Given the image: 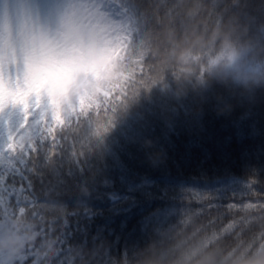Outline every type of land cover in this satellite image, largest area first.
I'll list each match as a JSON object with an SVG mask.
<instances>
[{
	"label": "trees",
	"instance_id": "obj_1",
	"mask_svg": "<svg viewBox=\"0 0 264 264\" xmlns=\"http://www.w3.org/2000/svg\"><path fill=\"white\" fill-rule=\"evenodd\" d=\"M110 1L131 30L110 42L103 75L85 73L64 88L52 81L49 92L64 96L55 110L42 87L32 88L35 104L0 132V170L9 171L38 144L76 135L72 164L31 178L37 203L21 195L12 207L0 197V227L36 225L16 264L55 257L67 216L62 264H119L149 243L161 259L180 252L184 264L250 246L264 232V200L238 205L225 220L180 209L187 189L264 181V83L227 70L233 53L264 58V0ZM152 153L163 162L150 163Z\"/></svg>",
	"mask_w": 264,
	"mask_h": 264
},
{
	"label": "rangeland",
	"instance_id": "obj_2",
	"mask_svg": "<svg viewBox=\"0 0 264 264\" xmlns=\"http://www.w3.org/2000/svg\"><path fill=\"white\" fill-rule=\"evenodd\" d=\"M94 3L87 0H0V95L3 97L0 99V132L37 101L31 91L34 78L29 64L38 56L33 45L39 29L51 30L58 25L69 56L95 50L107 53L111 41L130 32V25L117 21L123 15L117 4L109 0H94ZM237 58H229L232 69ZM81 77L79 72L70 73L62 84L54 82L64 88ZM221 187L247 191L240 180L215 184L209 189ZM259 206L264 209V203Z\"/></svg>",
	"mask_w": 264,
	"mask_h": 264
},
{
	"label": "clouds",
	"instance_id": "obj_3",
	"mask_svg": "<svg viewBox=\"0 0 264 264\" xmlns=\"http://www.w3.org/2000/svg\"><path fill=\"white\" fill-rule=\"evenodd\" d=\"M33 46L38 53V56L29 64L34 78L33 89L43 88L45 98L53 101V110L58 103L62 107L64 106V96L61 89H57L54 93L49 92V85L52 81L55 80L62 84L70 73L79 72L83 75L84 71H86L89 80H92L94 76L98 78L103 75L102 69L107 53L95 50L69 56L65 50L61 29L58 25L53 26L51 30L39 29ZM235 65L232 69L235 79L245 84L264 83V58H261L257 64L252 61L251 54L242 53L235 61ZM2 98L0 95V99ZM69 98L73 105L77 104L76 96L69 94ZM144 147L150 149L152 143L145 141ZM148 159L152 164L163 162L160 153H152ZM35 229V224L25 230L15 221L10 225L6 224L0 227V264H16L25 245L35 239ZM172 239L173 244L170 246L175 247L178 241L176 237ZM131 264H184V261L180 252L161 259L160 255L154 251L153 243H149L145 249L134 256ZM193 264H264V232L250 242V246L245 245L240 248V242H237L236 246L226 250L223 255L219 257L206 255L196 259Z\"/></svg>",
	"mask_w": 264,
	"mask_h": 264
},
{
	"label": "snow or ice",
	"instance_id": "obj_4",
	"mask_svg": "<svg viewBox=\"0 0 264 264\" xmlns=\"http://www.w3.org/2000/svg\"><path fill=\"white\" fill-rule=\"evenodd\" d=\"M75 140V134L73 136L61 135L59 143L38 144L34 154L27 159L21 157L20 160L16 161L17 167L15 169L0 170V197L7 196L9 205L12 207L20 205L19 197L21 195L25 197V202L37 203L39 198L30 195L32 190L31 178L34 176L42 177L43 171H53L65 164H72L69 156V142ZM86 156L88 155L86 154ZM12 159L15 160L16 158L13 157ZM245 185L248 190L239 192L224 187L205 191L187 189L182 194L181 203L183 207L180 211L192 212L197 216L207 215L212 219L217 216L221 220L229 219L228 213L238 205L247 204L253 198L264 200V181L252 177L245 182ZM28 198H32V200L29 201ZM69 227L67 216L65 223L56 230V242L59 247L55 257H45L43 260H39L29 256L24 264H62L65 247L71 244ZM135 255L136 250L131 254L125 253L119 264H131Z\"/></svg>",
	"mask_w": 264,
	"mask_h": 264
}]
</instances>
